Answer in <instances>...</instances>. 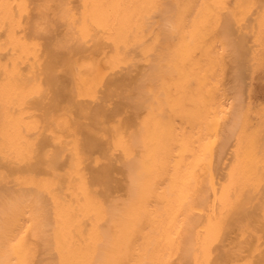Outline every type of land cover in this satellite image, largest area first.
<instances>
[{
    "label": "bare ground",
    "instance_id": "bare-ground-1",
    "mask_svg": "<svg viewBox=\"0 0 264 264\" xmlns=\"http://www.w3.org/2000/svg\"><path fill=\"white\" fill-rule=\"evenodd\" d=\"M0 264H264V0H0Z\"/></svg>",
    "mask_w": 264,
    "mask_h": 264
}]
</instances>
